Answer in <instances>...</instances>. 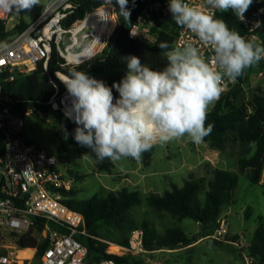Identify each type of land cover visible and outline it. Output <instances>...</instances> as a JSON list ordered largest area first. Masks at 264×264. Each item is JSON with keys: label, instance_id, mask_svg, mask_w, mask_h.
Instances as JSON below:
<instances>
[{"label": "trees", "instance_id": "1", "mask_svg": "<svg viewBox=\"0 0 264 264\" xmlns=\"http://www.w3.org/2000/svg\"><path fill=\"white\" fill-rule=\"evenodd\" d=\"M75 2L77 10L68 24L75 23L69 29L77 27L90 14L105 7L103 6L104 0H76ZM128 7L131 9L129 21L118 17L117 13L113 11L121 24L107 49L94 60L80 64L78 67L77 65L69 66L54 48L47 70L44 69L43 62H40L37 69L32 73L16 74L14 80H4L2 83L4 102L12 106L18 114L26 117L29 108L37 107L46 116L57 120L59 128L56 131V136L59 140V154L69 160H73L76 155L96 158L100 162L99 169L107 173H111L115 166L112 160L98 159L90 149L78 145L73 138L76 127L60 111H54L47 106L46 102L55 94L57 88H60L61 91L64 90L58 79V74H67L72 67L87 72L90 76L104 81L107 86L111 87L113 82H119L126 74L127 63L125 58L127 56L135 55L144 64L146 51L162 52L158 46L160 42L167 41L170 45H174L173 35L181 27L174 23L171 16L162 25V30L159 31L158 39L154 44L150 45L131 39L129 31L137 16L142 12V5L140 0H135L133 7L132 0H129ZM260 10H264V0L260 3L254 1L246 13H256ZM218 17L222 18L229 28L238 31L242 36L247 33L246 26L236 18L231 10L218 13ZM27 26L26 23L20 22L14 31L23 30ZM263 26L264 20L262 28ZM262 28L258 32L264 41ZM11 34L13 32H6V27L0 24V39ZM246 72L247 69L243 75L238 77L239 83L216 100L212 110L207 113L206 124L210 123L214 127L211 134L204 138V141L213 149L223 150L230 138L229 135L233 134L234 139L245 154L239 159V170L246 172L251 184H259L264 169V96L261 95V90H255L251 92L248 102L238 103L244 93L242 83ZM6 76L4 75L3 78ZM113 95H116L114 89ZM65 130L68 133L67 139L64 138ZM153 151V147L146 151L145 157H150ZM3 153L4 142L1 135L0 158ZM81 179H83L82 176L75 177V180ZM238 183L239 176L236 172L215 168L210 179L206 177L197 178L194 174H190L182 187L173 183L172 190H167L163 194L151 193L146 197V200L155 212L169 213L179 220H193L201 226L203 231H209L212 236L220 227L222 209L234 202L233 193ZM64 194L63 202L71 209L81 213L85 218L88 236L77 237V239L88 247L90 262L96 263L104 259H112L116 264H144V260L140 257L109 253L110 245L99 239L101 229L104 227L127 228L128 231L124 234V238L118 240L116 244L124 247L129 246L130 233L136 229L130 218V210L142 202L139 191H131L124 187L106 197L95 195L84 200L76 198L77 192L73 189L64 191ZM143 230V243L148 251L157 249L177 250L180 246H192L200 239L199 236L189 235L181 227L169 228L165 234L161 235L145 222ZM237 239V236L233 237V240ZM18 245L21 248L36 247V260L39 261L42 253L48 247V242L38 243L37 239L31 235H24L19 237ZM111 249L119 252L117 248L112 247ZM249 251L258 264H264L263 224L255 233ZM30 253L31 251H24L21 255H29Z\"/></svg>", "mask_w": 264, "mask_h": 264}, {"label": "clouds", "instance_id": "2", "mask_svg": "<svg viewBox=\"0 0 264 264\" xmlns=\"http://www.w3.org/2000/svg\"><path fill=\"white\" fill-rule=\"evenodd\" d=\"M39 3L40 0H0V11L18 15L30 12ZM104 4L106 14L115 9L118 17L129 21V0H104ZM132 4L134 7L135 0ZM252 4L253 0H205L199 6L188 0H169L174 23L211 49L207 59L197 44L177 46L162 41L158 46L167 59L162 70H153L139 57L129 55L125 58L126 74L111 87L77 70V62V67L58 77L71 98L65 116L77 125L75 142L90 149L98 159L112 161H139L157 142L185 136L193 143H202L213 130L212 124H206L207 113L223 92L225 78L235 81L247 68L264 60V45L229 28L216 13L231 10L244 21ZM113 89L118 97H114ZM67 137L65 130L64 138Z\"/></svg>", "mask_w": 264, "mask_h": 264}, {"label": "built area", "instance_id": "3", "mask_svg": "<svg viewBox=\"0 0 264 264\" xmlns=\"http://www.w3.org/2000/svg\"><path fill=\"white\" fill-rule=\"evenodd\" d=\"M75 1L49 0L44 13L37 21L17 32L14 31L17 25L12 29L8 28L13 13L0 11V24L6 27V32H13L10 36L0 39V131L4 142V153L0 158V264H116L112 259L96 263L89 261L88 247L77 239L88 236L85 218L63 202L64 191L72 189L73 180L62 171L58 157L34 144L20 140L25 117L3 100V81L14 80L16 74L32 73L40 62H43L44 69L47 70L54 48L69 66H76L77 62L79 65L90 62L100 56L99 45L90 55L78 56L71 60L76 40L69 28L75 22L68 23L77 10ZM261 1L255 0L256 3ZM140 2L142 12L131 27L129 37L154 44L162 25L171 16L168 10L169 0ZM188 2L203 6L205 0ZM263 15L264 10L245 13V20L241 21L248 30L244 37L261 45H264L263 39L258 31L262 28ZM173 36L174 45L191 42L200 47L201 54L206 59L212 55L211 49L207 45L199 44L193 34L186 29L179 28ZM66 39H70L71 44L66 45ZM4 75H7L6 78H3ZM238 83V78L235 81L225 78L224 90L219 99ZM62 86L64 90L57 88L46 105L65 115L71 107V98L63 83ZM114 92L117 94L115 89ZM26 115H38L41 118L46 116L37 107L29 108ZM69 121L77 127L73 120ZM227 234V221L224 219L220 221V227L212 236L218 239ZM24 235H31L38 243L48 242V247L39 261L36 260V247L21 248L18 245L19 237ZM143 239V232L134 230L129 246L120 247L122 249L120 256L127 253L133 255L144 253ZM232 244L243 248L245 264H258L251 256L250 244L244 242V236L233 240ZM26 250H31V253L21 255Z\"/></svg>", "mask_w": 264, "mask_h": 264}, {"label": "rangeland", "instance_id": "4", "mask_svg": "<svg viewBox=\"0 0 264 264\" xmlns=\"http://www.w3.org/2000/svg\"><path fill=\"white\" fill-rule=\"evenodd\" d=\"M48 3L49 0H40L39 5L30 12L18 15L13 13L8 28L12 29L20 22L28 26L33 24L44 13ZM110 21L111 28L103 37L99 47L100 55L107 49L121 24L112 13ZM144 64L153 70H162L167 64V59L162 52L146 51ZM242 86L244 93L238 101L239 104L248 102L251 92L257 89L262 90L261 95L264 96V60L247 69ZM118 95L117 93L115 97ZM215 102L209 106L208 112L212 110ZM58 128L59 124L53 117L41 118L38 115H26L20 140L34 144L58 157L62 171L73 180L72 189L77 192L76 198L84 200L95 195L106 197L124 187L131 191H139L142 202L130 210V218L136 226L135 230L142 231L144 235L143 224L146 222L161 235L165 234L169 228L181 227L189 235L200 237L198 243L189 247L180 246L177 250L148 251L144 247V253L140 255L129 253L126 255L140 257L144 260V264L155 262L159 264H244L243 248L234 246L232 241L233 237L242 235L244 242L249 245L257 230L262 224L264 225V181L262 173L260 183L251 184L246 172L239 170V159L245 154L233 134L229 135L230 138L223 150L211 148L204 140L200 144L193 143L187 136L166 143L157 142L153 145L154 151L150 157L146 158L144 152L139 161L132 158L112 161L115 166L111 173H107L99 169L100 162L96 158L76 155L73 160H69L59 154V140L56 136ZM215 168H224V170L236 172L239 176L238 186L233 193L234 202L222 209L220 219L227 221L228 236L215 239L209 231H203L195 221L179 220L169 213L155 212L148 205L146 197L149 194H163L167 190H172L173 183L182 187L190 174H194L197 178L210 179ZM76 176H82L83 179L75 180ZM127 231V228L104 227L101 229L99 239L110 245L109 253L122 255L120 247L123 246L116 243L124 238ZM132 233L133 231L130 237ZM112 247L117 248L119 252L112 251Z\"/></svg>", "mask_w": 264, "mask_h": 264}, {"label": "bare ground", "instance_id": "5", "mask_svg": "<svg viewBox=\"0 0 264 264\" xmlns=\"http://www.w3.org/2000/svg\"><path fill=\"white\" fill-rule=\"evenodd\" d=\"M114 10H111L112 15ZM110 14H106L105 7L90 14L77 27L69 29L75 35L76 45L71 55V60H75L78 56H88L102 42L103 37L111 28ZM63 74H58L62 77ZM31 251V250H26Z\"/></svg>", "mask_w": 264, "mask_h": 264}, {"label": "water", "instance_id": "6", "mask_svg": "<svg viewBox=\"0 0 264 264\" xmlns=\"http://www.w3.org/2000/svg\"><path fill=\"white\" fill-rule=\"evenodd\" d=\"M263 19H264V15H263ZM65 44H66V45L71 44V40H70V39H66V40H65Z\"/></svg>", "mask_w": 264, "mask_h": 264}, {"label": "crops", "instance_id": "7", "mask_svg": "<svg viewBox=\"0 0 264 264\" xmlns=\"http://www.w3.org/2000/svg\"><path fill=\"white\" fill-rule=\"evenodd\" d=\"M248 69V68H247ZM257 90H260V89H257ZM264 92V91H263ZM261 94H262V90H261ZM216 103V102H215ZM215 105V104H214ZM40 148V147H39ZM219 169H224V168H219ZM198 243V242H197ZM119 247V246H117Z\"/></svg>", "mask_w": 264, "mask_h": 264}]
</instances>
